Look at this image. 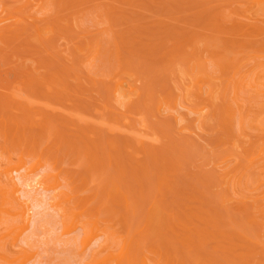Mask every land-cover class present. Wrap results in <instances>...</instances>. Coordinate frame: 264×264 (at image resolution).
I'll return each mask as SVG.
<instances>
[{
	"label": "rangeland",
	"instance_id": "obj_1",
	"mask_svg": "<svg viewBox=\"0 0 264 264\" xmlns=\"http://www.w3.org/2000/svg\"><path fill=\"white\" fill-rule=\"evenodd\" d=\"M263 17L264 0H0V171L48 180L28 253L0 207V264H264Z\"/></svg>",
	"mask_w": 264,
	"mask_h": 264
},
{
	"label": "bare ground",
	"instance_id": "obj_2",
	"mask_svg": "<svg viewBox=\"0 0 264 264\" xmlns=\"http://www.w3.org/2000/svg\"><path fill=\"white\" fill-rule=\"evenodd\" d=\"M23 2V1H22ZM35 2V1H34ZM30 3V2H29ZM28 5V4H27ZM6 10V9H5ZM4 10V11H5ZM8 18V17H7ZM264 18V17H263ZM3 19V18H2ZM6 19V18H5ZM1 20V19H0ZM264 20V19H263ZM2 21V20H1ZM0 21V25L2 24V22ZM34 21V20H33ZM25 22V21H24ZM40 22V21H39ZM7 24V23H6ZM19 25V24H18ZM25 26V25H24ZM1 27V26H0ZM5 27V26H4ZM4 28H0V32H2ZM38 29V28H37ZM2 36V35H1ZM118 48V47H117ZM120 61V60H119ZM217 64V63H216ZM258 64V63H257ZM259 66V65H258ZM226 69V68H225ZM241 70V69H240ZM235 71V70H234ZM229 72V71H228ZM231 73V72H230ZM237 74V73H236ZM206 75V74H205ZM209 76V75H208ZM259 77V76H258ZM204 78V77H203ZM207 79V78H206ZM256 79V78H255ZM261 81V80H260ZM241 82V81H240ZM230 84V83H229ZM240 84V83H239ZM238 87V86H237ZM119 90L123 88V85H119L117 87ZM131 88V87H130ZM123 90V89H122ZM195 90V89H194ZM124 92V91H123ZM236 93V91H235ZM212 94V93H211ZM121 95V94H120ZM238 96V95H237ZM262 100V99H261ZM121 101V100H120ZM182 105V104H181ZM185 105V104H184ZM194 106V105H193ZM227 106V105H226ZM238 106V105H237ZM122 107V106H121ZM241 108V107H240ZM262 108V107H261ZM116 109V108H115ZM224 110V109H223ZM194 111V110H193ZM185 112V111H184ZM238 112V111H237ZM125 114V113H124ZM197 114V113H196ZM199 114V113H198ZM181 116V115H180ZM158 117V116H157ZM183 117V116H182ZM194 118V117H193ZM204 118V117H203ZM179 119V118H178ZM185 119V118H184ZM180 120V119H179ZM201 121V120H200ZM230 121V120H229ZM226 122V121H225ZM201 123V122H200ZM230 123V122H229ZM261 124V123H260ZM117 126V125H116ZM182 127V126H181ZM241 127V126H240ZM195 132V131H194ZM141 146V145H140ZM263 155V154H261ZM262 160V159H261ZM21 164V162H20ZM17 165L16 167H13L12 165L6 166L5 169H2L0 171V207H1V211L10 214L12 217H14L15 219H17L18 217H20V225L22 226H16L14 225V229H20V232L17 235V238H14V241L12 242V247H19V238L25 234L29 229H30V222H31V218H32V211H33V207H31V203L33 200H35V195L39 192V190L42 192L44 191H48V180L44 177V178H40L38 177L39 175H35L34 170L29 169V171L27 170L26 173L21 174V170L23 169L22 165ZM254 165V164H253ZM247 170V169H246ZM245 171V170H244ZM18 174V176L15 173ZM16 175V176H14ZM261 179V178H260ZM248 181V180H247ZM237 184V183H236ZM235 184V185H236ZM251 184V183H250ZM118 186V185H117ZM254 186V185H253ZM119 188V187H118ZM232 189V188H231ZM251 189V188H250ZM22 190H24L22 192ZM26 191V193H25ZM23 193L24 195H20V193ZM35 193V195H29V194H33ZM40 193V192H39ZM237 193V192H236ZM26 194V196H25ZM234 195V194H233ZM26 198H25V197ZM26 200L22 201L24 198ZM23 198V199H22ZM222 198V197H221ZM22 199V200H21ZM53 200L50 204V206L57 210L60 211L62 210V202L61 199L58 198V196H54ZM246 200V199H244ZM229 201V200H228ZM247 203V202H246ZM243 205V204H242ZM257 208V207H256ZM262 213V212H261ZM102 214V213H101ZM1 222V221H0ZM23 222V223H22ZM263 223V221H262ZM30 224V225H29ZM262 227V225H261ZM256 231V230H255ZM261 231V230H260ZM93 232V230H92ZM94 233V232H93ZM93 238H91L90 240H87V242L85 243V247H88L92 240L97 236V234H93ZM22 238V237H21ZM107 243V242H106ZM6 244V243H5ZM4 244V245H5ZM25 244V243H24ZM109 244V243H108ZM23 245V244H22ZM27 245V244H26ZM130 246V245H128ZM11 247V249H12ZM21 247V246H20ZM19 247V248H20ZM104 246L102 245L101 248H103ZM18 248V250H19ZM7 249V248H6ZM16 249V248H15ZM110 249V248H109ZM2 250V248L0 247V251ZM4 250V249H3ZM105 250V249H104ZM107 250V248H106ZM28 250L25 249V247L22 246V248H20V252L22 253H28ZM19 252V251H18ZM17 252V253H18ZM31 252V251H30ZM104 252V251H103ZM98 251L93 252V257L95 258L97 256ZM1 254V253H0ZM30 254V253H29ZM112 254V253H111ZM128 254V253H127ZM20 255V254H19ZM125 255V254H124ZM25 256V255H24ZM123 256V255H122ZM0 257L2 258H6L5 255H0ZM29 257V256H28ZM109 258V255H108ZM130 258V257H129ZM30 259V258H29ZM111 259L112 262H114V264H123L124 262L129 263L128 261V255L127 257L123 256V257H119L117 255H113L109 258ZM127 259L128 261L124 260ZM124 260V262H123ZM125 263V264H126ZM142 264H146L145 262H142Z\"/></svg>",
	"mask_w": 264,
	"mask_h": 264
}]
</instances>
